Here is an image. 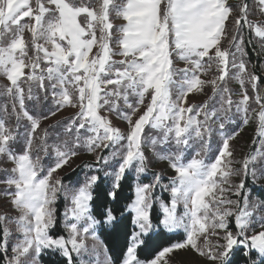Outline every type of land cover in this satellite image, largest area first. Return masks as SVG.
I'll return each mask as SVG.
<instances>
[{
  "label": "snow or ice",
  "instance_id": "6c2138e0",
  "mask_svg": "<svg viewBox=\"0 0 264 264\" xmlns=\"http://www.w3.org/2000/svg\"><path fill=\"white\" fill-rule=\"evenodd\" d=\"M249 15L248 0H0V264H264V198L246 188L264 179V95L243 36L264 51V22ZM155 163L174 174L143 182ZM65 167L87 171L66 185Z\"/></svg>",
  "mask_w": 264,
  "mask_h": 264
},
{
  "label": "rangeland",
  "instance_id": "374dc122",
  "mask_svg": "<svg viewBox=\"0 0 264 264\" xmlns=\"http://www.w3.org/2000/svg\"><path fill=\"white\" fill-rule=\"evenodd\" d=\"M229 3L235 4V3H237V0H229ZM248 4H249V8H250L249 20H251L253 22H264V15H261L260 14L259 9H258V6L255 3V0H248ZM117 23H119V22L117 21ZM229 23H230V27L229 28H231V26H232L231 20L229 21ZM245 29L248 30L247 28H245ZM254 41L256 43L257 48H260L259 47L260 41L255 36H254V39L251 40V42H254ZM225 46H227L226 45V42H225ZM261 52H263V51H261ZM261 55H262V53H260V52H259V54H257L258 57H261ZM117 59H119V57H117ZM261 65H262V75L264 77V61L262 62ZM177 66L182 67L183 64L182 63H178ZM248 67H252V65H249ZM3 81H5V80L3 79ZM229 87H231L232 89H235L232 86V80L229 81ZM262 88H264L263 85H261V89ZM261 95H264V91H263V93ZM233 98L234 99H239V97H237V96H234ZM204 99H206V96L203 95V94H201V95H193V96H190L189 97V101L190 102H193V101L199 102V101H202ZM74 112H75L74 109L66 108L61 113H59L57 117H55L53 119H59V118L65 117L67 115H72V114H74ZM112 118L114 120V123L119 124L121 126V128H124L125 127V125L122 122L116 120L115 117H112ZM255 128H256V124L255 123L253 125H248V126L244 127L243 130L240 132V135L237 137V139L235 141H233V144L235 145V147L237 149V153H236V159L237 160H239L244 153L248 152L249 149H250V147L252 146V140H253V135H254ZM247 138L249 140H248L247 144H245V140H247ZM256 146L258 147L259 145L257 144ZM91 159H92L91 156L85 154V155H82L79 158H77L74 161V164H79L81 161H91ZM236 167H239V165H236ZM78 169H75V170H78ZM161 169L164 170V175L166 177L167 176H171V175L174 174L167 167L166 163H155V164L151 165L150 172L147 175H150L151 176V172L152 171H160ZM80 170H81L80 174H77L76 176H74L70 180L64 181V183L67 185L69 183H74L77 179L83 180L84 173L87 171V169H83V168L81 169L80 168ZM71 172H73L71 169L65 167L63 170L60 171L59 175L66 176L67 174H69ZM234 179H236V182H239V178H234ZM247 183L248 184H247L246 188H248V189H249V186H248L249 184H251L252 186L254 185L252 183L251 177L248 178V182ZM256 186H259V187L264 186V179L260 180L258 182V184H256ZM256 189L254 188V189H252V191L253 190L255 191ZM251 197H252V199H256L257 198L255 196V193L254 192H251ZM61 199L63 200L64 204L59 206L61 208V211H60V215H59V219H60L59 226L60 227H59L58 232H60L59 235H61V234L67 235V233L62 228V213H63V210H64V207H65V203L66 202L64 201L63 197H60V199L58 200V202ZM58 202H57V204H58ZM256 230L259 231L260 229L257 228ZM180 258L192 260V261L195 262V264H204L203 261H200L198 257L193 256V255H186L184 253H179L178 254V259H180ZM39 264H40V262H39Z\"/></svg>",
  "mask_w": 264,
  "mask_h": 264
},
{
  "label": "trees",
  "instance_id": "16d2710c",
  "mask_svg": "<svg viewBox=\"0 0 264 264\" xmlns=\"http://www.w3.org/2000/svg\"><path fill=\"white\" fill-rule=\"evenodd\" d=\"M229 27H230V23H229ZM243 36L245 41H251L254 39V33L253 32H249V30L244 29L243 31ZM246 50L248 52V56L246 57V59L249 61V65H252V67H249L250 70L255 71L256 74H258L262 79H261V85H263L264 87V77L262 75V62L264 61V51L261 52L260 48H257L255 41L248 43L246 46ZM262 53L261 57H258L257 54ZM248 65V66H249ZM6 83L5 81H3L2 78H0V84ZM232 86L235 88V90L239 89V85L235 80H232ZM251 94V93H250ZM3 102V97H0V103ZM73 115V114H72ZM72 115H67L65 117H71ZM62 117V118H65ZM59 118V119H62ZM52 121H45V125L48 123H51ZM253 123H250L249 125H253ZM248 138L247 140H245V144H247L248 142ZM82 169V168H81ZM81 170L80 168L78 170H75L74 172H71L69 174H67L66 176H64V181L70 180L72 179L74 176H76L77 174H80ZM143 180V182L147 183L151 181V176L150 175H146L144 177L141 178ZM167 179L164 180V183H167ZM248 182V180H247ZM133 183L132 177L129 176L127 177V179L123 182V188H124V193L123 195L125 197L132 195V192L130 190V185ZM248 183H246L247 186ZM249 189H256L255 191L253 190L252 192L255 193L256 197H260V198H264V191H261V187L256 186V185H251L249 184ZM157 194H160L159 191L157 192ZM163 198L167 201L168 199V195L167 193L163 194ZM64 202L61 199L58 204H57V216H58V221H60L59 219V215H60V211L61 208L59 207L60 205H63ZM159 212V205L156 204L154 205V209H153V218L155 220V216L156 214ZM59 222L57 224V226L52 230V235L57 236L59 235L60 232H58L59 230ZM145 255H147L146 253H144L143 251L140 253L141 258H144ZM253 258L255 259V254H253ZM40 264H65L64 260L62 259V257L58 254V253H52V252H46L41 258H40ZM235 264H248V261L246 260V258L242 255V254H238L236 257V262Z\"/></svg>",
  "mask_w": 264,
  "mask_h": 264
},
{
  "label": "built area",
  "instance_id": "2783aa9c",
  "mask_svg": "<svg viewBox=\"0 0 264 264\" xmlns=\"http://www.w3.org/2000/svg\"><path fill=\"white\" fill-rule=\"evenodd\" d=\"M263 91H264V88L261 89V94L263 93Z\"/></svg>",
  "mask_w": 264,
  "mask_h": 264
}]
</instances>
